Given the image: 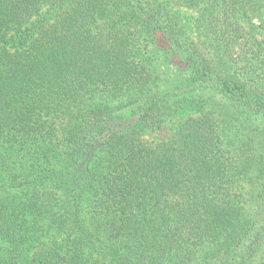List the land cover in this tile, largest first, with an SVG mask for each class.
I'll list each match as a JSON object with an SVG mask.
<instances>
[{"label": "trees", "instance_id": "16d2710c", "mask_svg": "<svg viewBox=\"0 0 264 264\" xmlns=\"http://www.w3.org/2000/svg\"><path fill=\"white\" fill-rule=\"evenodd\" d=\"M0 264H264V0H0Z\"/></svg>", "mask_w": 264, "mask_h": 264}, {"label": "rangeland", "instance_id": "374dc122", "mask_svg": "<svg viewBox=\"0 0 264 264\" xmlns=\"http://www.w3.org/2000/svg\"><path fill=\"white\" fill-rule=\"evenodd\" d=\"M185 12V11H184ZM187 13V12H186ZM129 116V111L126 110V112L124 114H122V118L124 117H128ZM173 126V123H167L163 129L159 132H155V133H149V134H145L143 135L142 139L144 141H160L163 138H165L171 131V127Z\"/></svg>", "mask_w": 264, "mask_h": 264}]
</instances>
